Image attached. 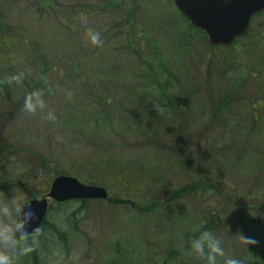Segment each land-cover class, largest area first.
I'll return each instance as SVG.
<instances>
[{
	"label": "trees",
	"instance_id": "16d2710c",
	"mask_svg": "<svg viewBox=\"0 0 264 264\" xmlns=\"http://www.w3.org/2000/svg\"><path fill=\"white\" fill-rule=\"evenodd\" d=\"M17 1L29 3L31 13L25 17H29L31 27L29 31H22L27 33L26 37L23 36L13 55H0L2 101L12 102L16 98L17 104L23 106L21 109L34 117H45L55 107L69 118L81 119L88 124L86 126L89 128L85 131L97 135L102 125L110 124V113H118L121 119H134L132 113L142 105L140 117L145 123L136 125H147L154 142V154L163 149L167 152L168 148L178 146L183 138L184 149L180 148L177 153H173L174 158L165 159L164 165L165 171L172 177L189 172V178L180 187L169 188V197L161 203L153 202L150 206H142L132 202L131 208L139 217L159 208L165 219L173 223V219L177 218L173 215L174 209L179 216H183L185 202L189 199L197 200L199 204L193 210L195 213L189 211V227L182 229L179 241L173 240L175 242H172L170 250L157 253L149 249V246L156 243L152 236H144L146 254L141 257V262L178 264L177 261L185 255L191 258V264H204L202 259L197 261L189 253L190 241L203 231L215 234L226 226V216L220 211V204L222 199L226 200L225 191L232 189L234 185L231 183L233 180L223 179L222 172L226 171L230 175L228 170L232 171L233 165L243 162L240 157L258 159L260 165L255 168V172L259 171L261 175L264 172V140L260 137L264 133V59H259L256 52L259 45L264 46V12L253 18L248 31L226 48L210 46L203 31L194 28L171 5L172 0H168L170 5L163 4V0H127L125 4L115 0H79L82 6L78 9L76 0H73L75 5L69 1L63 7L55 0ZM141 10L146 19L151 18L154 12H159L163 18H171V23L168 22L167 25L172 32V37L167 42L170 52L165 48V43L151 38L148 31L135 22V12L140 13ZM48 16L55 17L56 22L73 35L77 34L79 23H85L90 17L113 22L112 24L117 25L116 28L120 25L121 32L109 30L101 33L93 49L90 48L82 55L81 66L69 59L61 66H54L49 61V50L43 46L41 32L42 19ZM256 19H259L257 24L261 26L255 30ZM4 29L6 27L0 20V32H4ZM92 32H96V29ZM244 44L246 53L242 55L239 51L244 48ZM4 45L5 43L0 42V47ZM201 46L204 47V52L200 51ZM126 52L131 55L128 84L115 89H91L92 83L86 80L85 70L97 61L126 55ZM62 68L65 71L61 72ZM112 80L123 85L119 76ZM77 83L80 84L78 90L74 88ZM199 100L203 107L199 114H195L192 112L193 104L200 102ZM240 119L249 123V131L246 128L241 130ZM237 131H240L238 135ZM188 135L189 141H186ZM99 136L89 141L90 153H95L100 147L97 142ZM246 149L251 150L250 154L243 152ZM45 160L41 159V164L44 165ZM124 170L122 168L120 171ZM67 171L69 172V168H64L63 172ZM51 173L52 170L46 174L28 172L26 180L34 184L35 176L40 183L52 177ZM54 174L59 173L55 171ZM218 183L224 184L225 188L218 186ZM120 184L127 187L130 184L129 178L121 175ZM13 185L14 180L12 184H0V190ZM166 185L161 183L162 187ZM228 193L235 199L233 204L241 207V191L236 188ZM123 201L108 199L110 205L124 203ZM70 202H52L47 211L48 216L54 209H57V213H62ZM80 202L68 214L72 225L79 223L81 215H78L85 208L86 201ZM250 205L246 206V210L253 209ZM60 229L59 224L45 219L35 237L42 232L59 235ZM18 237L17 248H24L35 256V249L31 244L33 237L21 234ZM131 262V258L122 257L118 250L109 264Z\"/></svg>",
	"mask_w": 264,
	"mask_h": 264
},
{
	"label": "rangeland",
	"instance_id": "374dc122",
	"mask_svg": "<svg viewBox=\"0 0 264 264\" xmlns=\"http://www.w3.org/2000/svg\"><path fill=\"white\" fill-rule=\"evenodd\" d=\"M69 1L75 5L73 0H55L62 7ZM76 1L78 9L82 5L79 0ZM115 1L125 4L127 0ZM165 3L169 1L163 0ZM29 8V3L24 1L0 0V20L6 27L4 32H0V42L5 43L0 47L1 56L13 55L23 36L26 37L27 33L22 31H29L31 27L29 17H25L31 13ZM258 21H255V25L253 21L255 30L261 26L257 24ZM135 22L148 31L151 38L165 43L168 52L171 51L167 43L172 37L167 26L171 18H163L159 12H154L151 18L146 19L141 10L140 13L135 12ZM112 23L90 17L85 23H79L77 34L73 35L61 27L55 17L43 18L41 32L43 46L49 50V61L54 66H61L69 59L81 66L82 55L90 48L93 49L101 33L109 30L121 32L120 25L116 28L117 25ZM93 29L96 32L93 33ZM262 45L256 50L259 59H264ZM242 48L239 52L243 55L246 53V45ZM199 49L205 51L203 46ZM130 63L129 52L109 60L97 61L85 70L86 80L92 83L91 89L94 90L125 87L129 80ZM118 76L123 85L112 80ZM79 83L74 84L77 90L80 88ZM77 100L81 101V98L77 97ZM200 102L193 104V113L201 112L203 104ZM22 107L17 104L16 98L12 102H4L0 98V184L15 182V185L0 190V264H109L118 250L122 257L132 259L131 264H142L141 257L146 254L144 236H152L156 244L149 246V249L157 253L167 252L173 246V240L179 241L182 229L189 227V211L193 213L198 208L197 200L189 199L185 202L183 216H179L174 209L173 215L177 218L173 219V223L165 219L159 208L139 217L131 207L132 202L142 206L161 203L169 197V188L180 187L189 178V172L172 177L165 171L164 165L165 159L174 158L173 153H177L180 148L184 149L183 138L178 146L154 154V142L147 125H136L145 123L140 117L142 105L132 113L134 119H121L118 113H110V124L102 125L98 135L85 131L89 127L81 119L69 118L55 107L45 117L29 116ZM243 115H246V109ZM239 124L241 130L246 128L249 131V123L240 119ZM239 133L237 131V135ZM97 136L100 147L95 153H90L89 141ZM260 137L264 140V133ZM185 140L189 141V135ZM251 150L243 152L250 154ZM41 159H46L44 165ZM240 161L243 162L233 165L232 171L228 170L230 175L226 171L222 172L223 179L233 180L231 183L234 186L229 190L235 191L238 188L241 191L243 203L239 201L241 207H237L233 204V195H229V190L225 191L226 200L222 199L220 211L226 216V226L214 234L220 240L225 255L218 257L217 264H226L227 259H237L241 264H264V172L263 175L259 171L255 172V168L260 165L256 158L240 157ZM64 168H69V172H63ZM122 168L125 169L123 172L120 171ZM49 170H52V177L45 181L38 183L35 176L34 184L26 180L28 172L46 174ZM55 171L59 175L75 177L81 183L100 186L107 191L109 198L123 199L124 203L110 205L106 200H88L78 215L81 217L76 225H72L68 214L81 204L80 201H71L62 213H57V209L52 210L46 220L59 224L63 232L60 231L59 235L42 232L38 237L34 236L31 240L35 249L33 256L30 251L17 248L16 240L21 234L19 210L23 202L41 199L48 193ZM121 175L130 181L125 188L120 184ZM161 183L167 185L162 187ZM217 185L225 188L222 183ZM48 202L51 204V200L48 199ZM248 205L255 210H246ZM248 211L251 212L247 214ZM243 236L254 237L258 243L247 246ZM194 258L197 261L200 259L195 255ZM177 262L191 264V258L184 255Z\"/></svg>",
	"mask_w": 264,
	"mask_h": 264
},
{
	"label": "water",
	"instance_id": "95a60500",
	"mask_svg": "<svg viewBox=\"0 0 264 264\" xmlns=\"http://www.w3.org/2000/svg\"><path fill=\"white\" fill-rule=\"evenodd\" d=\"M174 6L197 29L204 32L211 46H230L248 29L251 18L264 10V0H173ZM54 202L67 200L107 199V191L94 185L81 183L75 177L57 175L48 193L41 199L22 203L19 219L22 233L35 235L49 207ZM25 210L32 216L24 219Z\"/></svg>",
	"mask_w": 264,
	"mask_h": 264
},
{
	"label": "clouds",
	"instance_id": "9594fccd",
	"mask_svg": "<svg viewBox=\"0 0 264 264\" xmlns=\"http://www.w3.org/2000/svg\"><path fill=\"white\" fill-rule=\"evenodd\" d=\"M27 219L32 216L29 210H25ZM243 242L249 245H255L258 241L252 237H244ZM189 253L198 256L204 261V264H217L218 257L225 255L221 247L220 240L210 231H203L200 235L190 241ZM226 264H241L237 259H227Z\"/></svg>",
	"mask_w": 264,
	"mask_h": 264
},
{
	"label": "flooded vegetation",
	"instance_id": "af4514ba",
	"mask_svg": "<svg viewBox=\"0 0 264 264\" xmlns=\"http://www.w3.org/2000/svg\"><path fill=\"white\" fill-rule=\"evenodd\" d=\"M9 1H12V0H9ZM255 18H256V17H255ZM256 20H257V19H256ZM256 20H255V21H256Z\"/></svg>",
	"mask_w": 264,
	"mask_h": 264
}]
</instances>
